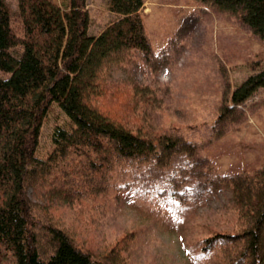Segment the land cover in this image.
Listing matches in <instances>:
<instances>
[{
    "label": "rangeland",
    "instance_id": "1",
    "mask_svg": "<svg viewBox=\"0 0 264 264\" xmlns=\"http://www.w3.org/2000/svg\"><path fill=\"white\" fill-rule=\"evenodd\" d=\"M6 2L14 12L16 0ZM85 4L89 33L97 34L111 18L106 0ZM142 19L152 62L134 52L109 77L122 81V101L128 100L122 103V119L130 128L141 127L144 134L180 135L196 147V154L178 155L163 167L151 159L120 160L101 183L103 172H87L88 179L100 183L95 192L89 189L94 181L85 179L80 187L70 172L58 173L67 180L60 191L49 178L44 185L28 188L39 221L40 248L46 254L50 247L41 234L44 223L63 229L77 247L96 256L105 257L112 247L121 246L119 254L127 264H197L185 254L189 245L210 231L228 233L244 224L229 207L230 189L212 193L208 181L264 166V87L238 105L236 113L218 121L221 105H231L233 88L264 70V42L236 15L198 0H144ZM133 86L149 87L153 95L132 106ZM151 97L156 100L150 101ZM102 104L117 117L120 103ZM143 116L147 118L142 120ZM66 121L52 104L41 127L38 157L50 148L52 128L67 125ZM71 188H81L82 194ZM212 258L201 264L226 263L221 252L222 262ZM0 264L13 262L0 260Z\"/></svg>",
    "mask_w": 264,
    "mask_h": 264
},
{
    "label": "trees",
    "instance_id": "2",
    "mask_svg": "<svg viewBox=\"0 0 264 264\" xmlns=\"http://www.w3.org/2000/svg\"><path fill=\"white\" fill-rule=\"evenodd\" d=\"M198 1L236 15L264 42V0ZM143 3L106 0L111 18L97 34H90L85 0H16L14 12L0 0V260L127 264L119 254L121 246L112 247L105 257L96 256L77 247L63 229L45 223L41 234L50 253L42 251L28 188L44 185L49 178L60 191L67 180L58 173L70 172L80 187L85 179L94 181L89 187L94 191L120 160L151 159L163 167L178 155L195 156L196 147L180 135L144 134L141 127L130 128L122 119V103L128 100L122 101V81L109 79L111 71L122 68L134 52L147 62L154 57L142 19ZM260 87L264 70L233 88L231 105H221L218 121L236 113L237 106ZM129 94L135 106L153 90L133 86ZM104 101L120 103L117 117L105 111ZM52 104L66 115L67 125L52 128L50 148L38 157L41 127ZM87 172H103L100 183L88 179ZM208 184L212 193L230 189L229 207L244 224L228 233L210 231L185 254L197 264L210 257L220 261L218 252L225 256V264H264V166L251 173L216 175ZM80 189L71 192L81 195Z\"/></svg>",
    "mask_w": 264,
    "mask_h": 264
}]
</instances>
